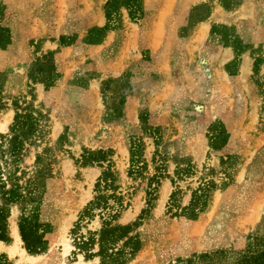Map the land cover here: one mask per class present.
Returning a JSON list of instances; mask_svg holds the SVG:
<instances>
[{"label": "rangeland", "instance_id": "obj_1", "mask_svg": "<svg viewBox=\"0 0 264 264\" xmlns=\"http://www.w3.org/2000/svg\"><path fill=\"white\" fill-rule=\"evenodd\" d=\"M0 25L10 35L0 48V134H9L12 100L33 108L16 175L24 186L42 172L36 218L46 230L38 253L23 242L11 253L12 223L31 204L0 197V264H31L21 249L40 255L35 264H96L72 250L100 219L74 223L105 168L121 196L113 223L137 220L129 234L138 249L122 264H172L216 249L226 250L221 264H236L264 249V0H0ZM88 40L103 45L88 52ZM47 52L57 77L44 88L48 65L34 70ZM220 65L232 76L220 78ZM98 149L105 161L80 163ZM199 189L205 206L188 218Z\"/></svg>", "mask_w": 264, "mask_h": 264}, {"label": "trees", "instance_id": "obj_2", "mask_svg": "<svg viewBox=\"0 0 264 264\" xmlns=\"http://www.w3.org/2000/svg\"><path fill=\"white\" fill-rule=\"evenodd\" d=\"M109 7V2L105 3ZM90 30H88L89 33ZM10 41L9 30L7 27L0 25V48H4ZM95 41L88 40L87 43H94ZM59 43L65 44L61 37ZM48 65V70L44 68ZM37 68L34 72L43 70V75L40 80L44 84V88L51 85V82L57 77V71L52 61L50 53L43 54L37 62ZM39 77V76H38ZM5 77L0 73V106L3 105L1 91L4 84ZM14 114L12 122L8 130L9 134H0V157L4 166L0 165V197L3 204L15 202L24 204L29 202L30 212L27 215H21L17 222V229L19 236L23 242L24 248L30 253H38L45 245L46 241L43 239V234L46 232L42 228L39 229L40 223L36 218L37 205L40 199L35 194L41 179L42 172L40 170L29 175L25 180L24 186L18 183L16 171L18 167L16 162L18 154L22 146V138L32 133L37 124L35 111L28 104H24L22 108L18 105L16 100H12ZM6 141V148H2V142ZM221 145L224 140H221ZM106 153L103 150L83 151L80 154V163L82 165L92 164L94 162L105 161ZM8 165L10 167L8 168ZM185 165L187 162H185ZM186 169V168H182ZM5 172L6 177L3 175ZM9 181L8 187L6 182ZM114 175L105 168L100 172L93 184L95 195L88 200L79 212L74 225L78 224L83 218L90 219L95 215L100 219V226L96 230H87L85 234H78L73 239V252L77 251L82 254L84 260H92L97 258L96 264H122L125 259L132 255L138 249V237L136 234H129L132 231V226H137V220L131 224L113 223L117 216L118 208L122 207L121 196L115 193ZM110 190V193H106ZM204 195L201 189L192 193L188 206L184 208L188 218L196 216L195 211L200 212L205 206L203 199ZM109 199L112 203H109ZM6 208L0 205V240H6L4 234V224L7 217ZM97 211V212H95ZM144 213L143 209L140 214ZM140 215L137 219H140ZM226 250L216 249L210 252L200 254H192L187 258H178L172 264H221L220 261L225 257ZM264 263V249L259 253H246L238 256L234 261L236 264H249V262Z\"/></svg>", "mask_w": 264, "mask_h": 264}, {"label": "crops", "instance_id": "obj_3", "mask_svg": "<svg viewBox=\"0 0 264 264\" xmlns=\"http://www.w3.org/2000/svg\"><path fill=\"white\" fill-rule=\"evenodd\" d=\"M103 45V41H100L98 43H89V44H86V50L89 52V51H95L99 46ZM219 56L222 58V62H226L230 59L231 57V53L229 52V50L227 48H224L220 51L219 53ZM240 66L242 67L243 66V69L244 68H247V60H242V63L240 61ZM239 66V67H240ZM240 71V68H238V72ZM218 73H219V77H223V74L226 76V77H231L232 75H228L226 73V71L224 70L223 66L220 65L218 67ZM202 91H200V89L198 91H196V94L198 95V97L202 96L201 94ZM2 243L3 241L0 240ZM4 245V244H3ZM11 245V244H10ZM4 248H5V245H4ZM0 249H3V248H0ZM8 249H10V246L8 247ZM22 260V259H21ZM23 261H27V260H23ZM29 262V261H28Z\"/></svg>", "mask_w": 264, "mask_h": 264}, {"label": "bare ground", "instance_id": "obj_4", "mask_svg": "<svg viewBox=\"0 0 264 264\" xmlns=\"http://www.w3.org/2000/svg\"><path fill=\"white\" fill-rule=\"evenodd\" d=\"M11 230H12L13 241L10 245L9 250L11 253H14L15 251L19 250L20 243L22 242V240L19 236V232H18V229H17L15 223H12ZM0 248H4V245L1 241H0ZM20 256H21L22 260H27L31 264H35L36 261H38V258L40 255L39 254H30V253H27L24 249H21Z\"/></svg>", "mask_w": 264, "mask_h": 264}]
</instances>
